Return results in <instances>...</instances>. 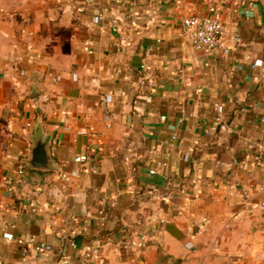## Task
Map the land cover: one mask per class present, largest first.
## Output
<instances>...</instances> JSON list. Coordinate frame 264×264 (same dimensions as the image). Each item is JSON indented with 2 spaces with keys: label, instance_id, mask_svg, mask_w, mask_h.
<instances>
[{
  "label": "crops",
  "instance_id": "0c3cea01",
  "mask_svg": "<svg viewBox=\"0 0 264 264\" xmlns=\"http://www.w3.org/2000/svg\"><path fill=\"white\" fill-rule=\"evenodd\" d=\"M39 119L57 171L23 162ZM263 200L264 0H0V264H264Z\"/></svg>",
  "mask_w": 264,
  "mask_h": 264
},
{
  "label": "built area",
  "instance_id": "2783aa9c",
  "mask_svg": "<svg viewBox=\"0 0 264 264\" xmlns=\"http://www.w3.org/2000/svg\"><path fill=\"white\" fill-rule=\"evenodd\" d=\"M104 19L105 16L103 14L97 17L98 21H104ZM182 33L193 47L208 51L232 52L237 48L241 39L240 32L237 28L226 26L217 18L201 17L196 15L184 18L182 22ZM53 82H57V80L54 79ZM100 107L103 110V118L106 127L108 129L112 128L113 117L109 107V100L106 96H102L100 98ZM217 113V126L228 128V126L225 124L223 116L224 107H219L217 109ZM164 119L165 118H163V120ZM173 139H176V137H173ZM77 162L82 163L83 159L79 158L77 159ZM154 173L155 172H152V174ZM76 175L77 174H73L72 177ZM72 177L65 174L61 175V178L67 182L71 181ZM257 208L264 216V200L258 202ZM44 248V245H40L36 249L43 250Z\"/></svg>",
  "mask_w": 264,
  "mask_h": 264
},
{
  "label": "water",
  "instance_id": "95a60500",
  "mask_svg": "<svg viewBox=\"0 0 264 264\" xmlns=\"http://www.w3.org/2000/svg\"><path fill=\"white\" fill-rule=\"evenodd\" d=\"M38 93L37 85L33 82L30 86V96ZM32 149L29 156L23 161L30 169L57 171L59 164L52 154L53 135L43 130L42 120L39 119L30 136Z\"/></svg>",
  "mask_w": 264,
  "mask_h": 264
}]
</instances>
